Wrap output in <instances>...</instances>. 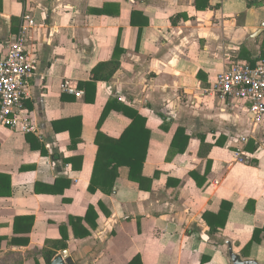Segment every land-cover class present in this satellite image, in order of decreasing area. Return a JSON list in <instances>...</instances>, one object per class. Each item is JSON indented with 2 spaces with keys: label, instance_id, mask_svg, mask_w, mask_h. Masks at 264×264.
I'll return each instance as SVG.
<instances>
[{
  "label": "crops",
  "instance_id": "1",
  "mask_svg": "<svg viewBox=\"0 0 264 264\" xmlns=\"http://www.w3.org/2000/svg\"><path fill=\"white\" fill-rule=\"evenodd\" d=\"M25 14L36 22L25 104L37 129L0 124V171L12 178V195L0 196V264H47L46 241L64 233L76 264H233L229 244L264 263V118L214 88L234 62L264 59V0H0V58ZM117 44L119 70L87 93ZM112 99L147 120L150 188L120 166L111 194L89 189L98 132L118 139L132 122L112 109L99 127ZM223 201L228 220L213 231L206 218ZM90 206L97 217L76 236L70 217ZM25 216L33 225L15 228Z\"/></svg>",
  "mask_w": 264,
  "mask_h": 264
},
{
  "label": "trees",
  "instance_id": "2",
  "mask_svg": "<svg viewBox=\"0 0 264 264\" xmlns=\"http://www.w3.org/2000/svg\"><path fill=\"white\" fill-rule=\"evenodd\" d=\"M95 11L98 14L106 12L104 8ZM132 22H134V20ZM122 51L123 50L118 47L117 44L115 48L114 58L110 61L101 62L96 65V67L93 69V80L90 83L85 84L87 93L90 92L88 90V87H91L96 90L97 81H107L115 75V73L119 70L121 66L119 56L121 55ZM92 101L94 100L92 99ZM112 109L123 112L125 115L129 116L132 119V122L129 127L124 131L122 136L118 139H110L100 131L98 132L96 138L98 152L89 189L93 192L99 189L104 193L111 194L113 192L117 176L119 175L118 169L120 166L129 167V178L133 181L138 182L141 188L144 187V184H147V188H150L151 180L145 177L143 174V167L147 158V150L151 134L150 130L146 127L147 120L137 110L132 109L112 99L106 104L104 108V111L98 123L99 127L101 123L107 118ZM71 122L76 125L77 122H79L80 124L81 121L77 118L72 119ZM180 132L181 131H177L175 136H179ZM70 133L72 136V145L77 146V144L81 140V137L78 136L77 138L76 133L73 129H70ZM187 141L188 140L186 139L185 147L183 148L184 151L186 150ZM172 144L174 145V141ZM11 195V175L0 171V196L10 197ZM230 209L231 203L223 201L218 215H216L215 218L212 219L206 218L213 231H216L218 227H224L226 225ZM90 215H95V218L97 217V214L94 212V208L91 206L89 207L88 213L85 218L70 217V224L75 228L76 236H80L83 234L85 235L89 233L85 230L84 233H80L79 225H82L83 221L85 220L89 221ZM26 220H30V224L33 225V217H18L15 219V228L17 224ZM64 228V225L61 226V232L63 231V233ZM260 232V230L255 231V240H259ZM28 241L29 239L26 240V243H28ZM13 242L17 241L13 240ZM67 248V234L65 233L61 240H47L45 248L43 250V256L47 264H51L53 258L57 254V250H65Z\"/></svg>",
  "mask_w": 264,
  "mask_h": 264
},
{
  "label": "built area",
  "instance_id": "3",
  "mask_svg": "<svg viewBox=\"0 0 264 264\" xmlns=\"http://www.w3.org/2000/svg\"><path fill=\"white\" fill-rule=\"evenodd\" d=\"M36 26L30 14L23 16L19 32L9 41L8 51L0 58V124L30 133L37 129L25 104L28 79L35 74V61L28 52L29 33ZM65 89L81 97L83 91L65 83ZM215 91L225 99L241 100L255 122L264 118V59L256 65L234 62L219 73Z\"/></svg>",
  "mask_w": 264,
  "mask_h": 264
},
{
  "label": "water",
  "instance_id": "4",
  "mask_svg": "<svg viewBox=\"0 0 264 264\" xmlns=\"http://www.w3.org/2000/svg\"><path fill=\"white\" fill-rule=\"evenodd\" d=\"M229 255L233 264H264L256 260L243 259L239 254L233 251L232 246L229 244ZM51 264H76L69 250H64L60 255L56 256Z\"/></svg>",
  "mask_w": 264,
  "mask_h": 264
}]
</instances>
